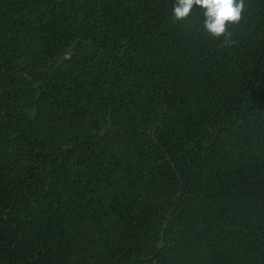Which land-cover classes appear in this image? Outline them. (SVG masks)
I'll return each mask as SVG.
<instances>
[{
  "label": "trees",
  "instance_id": "obj_1",
  "mask_svg": "<svg viewBox=\"0 0 264 264\" xmlns=\"http://www.w3.org/2000/svg\"><path fill=\"white\" fill-rule=\"evenodd\" d=\"M173 2L0 0V264H264V0Z\"/></svg>",
  "mask_w": 264,
  "mask_h": 264
},
{
  "label": "clouds",
  "instance_id": "obj_2",
  "mask_svg": "<svg viewBox=\"0 0 264 264\" xmlns=\"http://www.w3.org/2000/svg\"><path fill=\"white\" fill-rule=\"evenodd\" d=\"M201 14L204 31L213 38L231 37L229 27L238 24L245 12V0H174L172 18L186 20L191 15Z\"/></svg>",
  "mask_w": 264,
  "mask_h": 264
},
{
  "label": "rangeland",
  "instance_id": "obj_3",
  "mask_svg": "<svg viewBox=\"0 0 264 264\" xmlns=\"http://www.w3.org/2000/svg\"><path fill=\"white\" fill-rule=\"evenodd\" d=\"M70 51L67 53L66 57L69 55Z\"/></svg>",
  "mask_w": 264,
  "mask_h": 264
},
{
  "label": "water",
  "instance_id": "obj_4",
  "mask_svg": "<svg viewBox=\"0 0 264 264\" xmlns=\"http://www.w3.org/2000/svg\"><path fill=\"white\" fill-rule=\"evenodd\" d=\"M68 57V56H67Z\"/></svg>",
  "mask_w": 264,
  "mask_h": 264
}]
</instances>
